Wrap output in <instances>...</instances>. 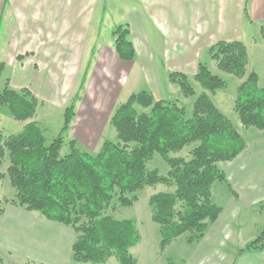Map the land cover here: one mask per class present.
I'll list each match as a JSON object with an SVG mask.
<instances>
[{"label":"trees","instance_id":"obj_1","mask_svg":"<svg viewBox=\"0 0 264 264\" xmlns=\"http://www.w3.org/2000/svg\"><path fill=\"white\" fill-rule=\"evenodd\" d=\"M244 15L248 18L246 6ZM112 34L117 56L132 61L135 49L128 25H117ZM260 36L264 40V21ZM206 52L218 70L241 79L233 111L242 127L264 130V87L254 71L247 72L246 45L239 40L218 41ZM4 68L0 61V74ZM192 78L201 89L198 93L187 74L168 73L169 82L184 97H195L189 117L175 99H155L146 89L132 92L109 118L115 140L104 139L96 153L82 150L76 139H69L68 151L61 152L64 133L75 115L74 103L64 108L60 131L47 142L44 130L32 119L40 104L38 98L26 87L12 88L6 79L0 90V107H7L15 120L24 122L17 132L0 130V166L7 161L0 179L7 176L14 189L8 203L70 226L75 232L70 245L75 262L100 264L114 256L121 264H134L137 259L130 249L141 238L135 220L118 219L104 211L114 199L122 207L131 206L137 201L136 192L162 183L170 190L152 193L147 199L150 218L160 235L159 251L183 234H188L187 243L203 238L221 213L212 200L213 183L224 182L232 191L218 163L235 159L246 142L211 98L226 87L225 80L201 60ZM186 147L187 156L170 155ZM155 154L167 166L165 173L147 166ZM262 250L264 230L237 254ZM0 264H9L1 253Z\"/></svg>","mask_w":264,"mask_h":264},{"label":"rangeland","instance_id":"obj_2","mask_svg":"<svg viewBox=\"0 0 264 264\" xmlns=\"http://www.w3.org/2000/svg\"><path fill=\"white\" fill-rule=\"evenodd\" d=\"M44 1L45 9L50 7L49 10L42 11L39 8L42 4L41 0H0V61L5 63V68L0 74V90L3 88L6 79H8L12 88L26 87L32 92L28 82L33 79L32 84L37 88L40 87V84H35L34 77L42 75L46 78L48 75V78L50 75L48 72L51 70L49 68H55L52 64L49 67H44L40 62H38L39 68L37 70H32V68L25 70V66H23L24 68L18 66L25 53L24 43L26 41H28V44L36 46H40L41 42L42 47H48V41L45 42L46 35L57 33V29H52V27L61 20L63 11L58 9L57 0ZM59 1H61V4L65 2L63 0ZM91 1L93 6L90 13L93 14V18L87 22L82 37L84 50L81 55L86 59L91 55L89 49L94 50L97 57L103 51L114 50L112 31L117 25L127 22L126 12L132 10L136 4L135 0ZM28 4L32 8L27 9ZM48 26L50 27L49 31H47ZM250 31L252 34L254 33L253 28ZM156 60L159 62V59ZM200 60L205 62L212 72L218 74L226 82L224 89L217 90L214 95H211L213 102L243 134L247 147L253 146V143L258 141L254 127H251V130L242 127L236 113L233 111L236 89L241 79L218 70L215 62L209 58L204 60L200 58ZM134 63L127 76L129 78L127 85L131 86L133 84V88L130 90L131 92L128 91L127 96L132 92L147 89L146 85L142 83V75L138 70L140 63L139 61ZM246 69L249 72L250 66L247 65ZM159 71V79L163 90L162 95L167 97L168 100L175 99L181 103L185 107V116L189 117L195 97H184L177 86L165 82L163 71L161 69ZM88 75H84V73L78 76L50 75V80L53 78L52 84L55 78L59 83L61 82L60 85H57L62 88V97L55 101L58 105L55 103L53 105L47 100L42 103L38 99L42 104H39L35 116L32 118L44 130L47 142L59 133L63 122V111L67 105L74 103L75 116L77 104L78 106L81 105L78 111L86 112L84 107L87 106L83 104L84 100L82 102H77V100L82 96L83 87H85V84L87 86L88 79H90L88 87L94 86V76L92 74ZM188 77L195 92L198 93L201 90L199 85L193 80L192 75H188ZM260 85L263 86V84ZM171 86L175 89L170 90L169 87ZM126 93L121 94L117 103H121L126 99L127 96H124ZM63 99L65 101L67 99V104L64 108H61L60 104L64 101ZM98 112V110L94 112L97 123L90 124V128H95L94 132H90V138H77L74 135L75 131L73 132L71 129L72 127L68 128L64 133L65 144L61 148L62 153L68 151L67 142L69 139H76L78 146L90 153H96L104 139L115 140V131L112 125L108 119L105 121V117L103 118ZM88 114V118L91 119L92 113L89 111ZM83 117L87 118V113H84ZM23 124L24 122L15 120L11 116L7 107H0V130L2 133L17 132ZM81 126L82 124L80 128ZM187 150L186 147L182 151L170 153V155L187 156ZM250 151L252 150L250 149ZM247 155H251L249 150L244 155V157H247V164L248 161L253 163ZM236 162H238L237 159L218 163L219 167L225 171L233 192L228 189L224 182L215 181L213 183L212 200L221 207V213L214 223L208 225L203 238L192 243H187L186 237L188 234H183L169 244L163 252L159 251L160 235L157 224L150 218L147 199L152 193L170 190L164 184L158 183L146 186L136 192L137 201L131 206L122 207L116 199L111 201L104 213L111 214L118 219H133L137 224L141 238L130 249L131 254L137 259L134 264H167V261L174 264H264V250L245 251L239 255L237 254L240 248H243L249 240L255 238L264 230V170L259 172L260 178L257 180L261 186L259 190L253 188L239 191V188L233 187L230 176L231 173L237 172ZM6 166L7 161L4 160L0 166V172H4ZM147 166L149 168L157 167L160 173H165L167 170V166L158 154L153 156ZM251 167L249 166V169ZM244 175L245 180L252 179L246 177V172H244ZM242 188L245 189L246 186L244 185ZM13 197L14 189L9 184L7 176H5L0 179V253L6 263L84 264L73 261L71 257L70 245L75 238V232L70 226L48 220L37 211H28L23 207L9 204L8 200ZM23 211L31 216L29 217L26 213L22 215ZM100 264L121 263L114 256H111L107 261Z\"/></svg>","mask_w":264,"mask_h":264},{"label":"crops","instance_id":"obj_3","mask_svg":"<svg viewBox=\"0 0 264 264\" xmlns=\"http://www.w3.org/2000/svg\"><path fill=\"white\" fill-rule=\"evenodd\" d=\"M41 1L39 8L42 11L49 10L50 7L46 9L44 7L45 1ZM57 1L58 9L63 11L61 20L52 27L57 29V33L46 35L45 42L48 41V47H42L41 42L40 46H36L26 41L25 53L18 66L21 68L25 66L23 67L25 70L29 68L37 70L40 62L44 67L52 64L56 68H49L51 70L47 72L50 75L78 76L84 73L94 76V86L88 87L90 84L88 79L87 86L85 84L83 87L82 96L77 100V102L84 100L86 112L78 111L81 105L77 104L75 110L78 112L76 111V116L74 115L70 123L69 128L72 127L77 138H90V132L95 131V128H90V124L96 122L95 110L105 117V121L107 119L109 121L121 94L127 92L124 95L127 96L128 91L133 88V84L127 85L129 79L127 76L134 62L140 63L138 70L142 75V83L147 87L146 90H149L155 99H167L162 95L160 69L163 71L165 82L168 83L170 71H180L193 76L198 60L208 58L206 51L211 45L218 41L239 40L248 50L249 71L252 70L258 75L259 84H263L264 87V40L260 36V25L264 21V0H135L133 9L126 12L128 17L126 24L135 49V58L132 61L121 60L115 50L103 51L97 57V53L89 49L91 55L87 59L83 57L82 37L87 22L93 18V14L90 13L93 3L91 0H63L65 2L62 4L61 1ZM27 6V9L32 8L30 4ZM245 6L248 18L244 15ZM47 28L49 31L50 27ZM252 28L253 34L250 31ZM156 59H159V62ZM50 75L48 78V75L46 78L42 75L34 77L35 84H40L38 88L32 84L33 79L28 83L42 103L47 100L53 105L54 103L58 105L55 101L62 97V88L57 84L60 85L61 82L55 78L52 84L53 78L50 80ZM169 89L175 88L171 86ZM66 104L67 99L60 104L61 108ZM89 111L92 113L91 119L88 118ZM84 113H87V118L83 117ZM254 131L258 141L249 148L246 144L247 149L235 158L238 161L235 163L237 172L230 174L233 187L239 188V191L261 188L257 180L260 178L259 172L264 170V130L254 128ZM248 150L254 155H250L251 157L247 155L253 161V163L248 161L247 164V157L244 155ZM249 166H252L251 169ZM244 172L247 178L252 179L245 180ZM244 185L245 189L242 188ZM23 213L27 214L23 211L22 215Z\"/></svg>","mask_w":264,"mask_h":264}]
</instances>
